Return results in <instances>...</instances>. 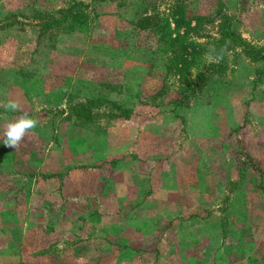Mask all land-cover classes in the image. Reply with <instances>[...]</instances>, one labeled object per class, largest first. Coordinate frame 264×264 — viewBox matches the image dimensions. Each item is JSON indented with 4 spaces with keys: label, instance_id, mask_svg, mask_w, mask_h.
<instances>
[{
    "label": "rangeland",
    "instance_id": "1",
    "mask_svg": "<svg viewBox=\"0 0 264 264\" xmlns=\"http://www.w3.org/2000/svg\"><path fill=\"white\" fill-rule=\"evenodd\" d=\"M173 1L0 0V264H264V63L228 52L222 76L175 106L166 48L137 28ZM184 4L206 18L192 78L214 61L219 10L264 48V0ZM64 15L85 32L37 44V25ZM71 95L101 99L91 121L74 123ZM24 113L37 127L5 147Z\"/></svg>",
    "mask_w": 264,
    "mask_h": 264
},
{
    "label": "trees",
    "instance_id": "2",
    "mask_svg": "<svg viewBox=\"0 0 264 264\" xmlns=\"http://www.w3.org/2000/svg\"><path fill=\"white\" fill-rule=\"evenodd\" d=\"M81 6H83L82 2L73 3L71 9ZM79 14L81 13L79 12ZM78 16L77 18L75 16V19L73 18L72 21L70 16L64 15L62 18L47 19L46 22L38 24L37 44L42 43L41 39L44 33L52 35L55 30L58 35L77 32L79 34L84 33L85 21H77L78 25H76ZM140 16L141 19H138L137 28L150 32L156 38V43L159 46L164 45L166 48V54H168L166 76L176 77L179 85L177 95L172 101L177 107L188 106L196 94L209 86L214 76H222L227 69L228 52L239 49L249 61L264 63V48H255L243 40L233 28V17L219 10L215 16L218 20L216 26L217 37L213 38L209 43L213 45L214 61L211 62L203 73L199 74L196 78H192L190 69L196 65L197 57L202 51V45L195 42L194 38L204 37V33L202 32L206 19L205 16L196 12H190L184 4V0H174L173 4L169 6L167 13L151 17L143 12ZM76 98L78 97L71 95L69 99L71 103H69L68 109L73 118L79 123L91 121L93 119V113L90 112L91 107L99 105L101 99H87L85 103H78L77 101L75 103L74 100ZM107 102L119 111L117 115H112L113 118L129 119L131 117L130 110L111 101Z\"/></svg>",
    "mask_w": 264,
    "mask_h": 264
},
{
    "label": "clouds",
    "instance_id": "3",
    "mask_svg": "<svg viewBox=\"0 0 264 264\" xmlns=\"http://www.w3.org/2000/svg\"><path fill=\"white\" fill-rule=\"evenodd\" d=\"M3 107L6 110L18 111L20 110V103L15 100L8 101ZM38 120L29 117L27 113H24L21 117L15 121L8 122L4 128V146L9 148H18L21 141L26 134L37 127Z\"/></svg>",
    "mask_w": 264,
    "mask_h": 264
},
{
    "label": "crops",
    "instance_id": "4",
    "mask_svg": "<svg viewBox=\"0 0 264 264\" xmlns=\"http://www.w3.org/2000/svg\"><path fill=\"white\" fill-rule=\"evenodd\" d=\"M133 117V116H132ZM132 117H130L129 119H125V121H127V122H131V120L133 119ZM77 126H80L79 124H78V122L77 121H75L74 122ZM124 130H127V128H125ZM143 131H144V129H143ZM123 131H121V133H122ZM128 134V130L125 132V135H127ZM137 134H138V139H139V135H140V132L138 131L137 132ZM142 138H144L143 136H141ZM120 138V137H119ZM140 141L142 140L141 138L139 139ZM135 141V140H133V139H129L128 141H129V143H131V144H134V146H135V148H129L128 150L129 151H133V152H135L136 154H140V155H143L144 153H143V151H142V149H140L139 147H140V141ZM110 140L108 139V142H109ZM133 146V147H134ZM78 150H80V148H78ZM54 154H57L58 152H54V151H52ZM78 152V151H77ZM80 152V151H79ZM79 154H83V153H79ZM140 157V156H139ZM164 167H162V169H165V168H167L168 166H165V165H163ZM62 184H63V182H62ZM62 184L59 186V188L61 187L62 188ZM175 187H177V188H180L178 185H175ZM60 188V189H61ZM62 190V189H61Z\"/></svg>",
    "mask_w": 264,
    "mask_h": 264
}]
</instances>
